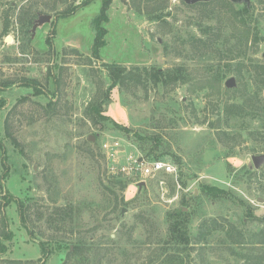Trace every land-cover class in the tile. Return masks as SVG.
I'll list each match as a JSON object with an SVG mask.
<instances>
[{
  "label": "rangeland",
  "instance_id": "rangeland-1",
  "mask_svg": "<svg viewBox=\"0 0 264 264\" xmlns=\"http://www.w3.org/2000/svg\"><path fill=\"white\" fill-rule=\"evenodd\" d=\"M83 1L0 0V241L5 246L0 264L9 259L23 264H174L170 254H157L164 248L167 212L186 202L193 210L190 234L197 233L204 219L233 223L248 234L258 230L262 223L244 217L240 204L231 198L212 199L200 191V184L230 190L256 216H264V164L246 172L251 156L264 153L259 147L262 135L256 133L261 122L227 126L215 121L231 94L192 88L206 68L236 70L242 62L244 77L227 72L221 88H227L224 82L233 76L236 88L246 84L245 92L253 95L256 87L245 68L252 61L264 63V5L251 0L259 38L251 32L246 39L232 36L235 31L223 0L192 5L181 0H112L103 23L106 42L97 59L91 55L92 21L103 0H90L74 13L58 16ZM5 10L13 14L4 34ZM25 11L37 15L28 41L17 20ZM41 14L51 17L33 28ZM104 62L162 69L183 64L193 76L166 90L152 83L111 90L104 113L142 136L154 137L151 140H139L110 125L101 128L87 116L108 86ZM261 94L264 98V91ZM228 98L225 102H242ZM219 130L231 134L219 139ZM88 136L94 137L92 145ZM113 138L128 153L167 161L176 172L147 177L138 190L133 177L112 173L106 164L100 146ZM154 142L155 153L146 155ZM228 150L234 155L224 157ZM122 183H127L124 189ZM19 201L31 206L25 219ZM66 204L71 209L55 217V208ZM3 230L11 237L5 239ZM79 240L84 248L77 253L74 245ZM198 247L180 250L183 264H229L219 247L206 246L215 251L202 254Z\"/></svg>",
  "mask_w": 264,
  "mask_h": 264
},
{
  "label": "trees",
  "instance_id": "trees-1",
  "mask_svg": "<svg viewBox=\"0 0 264 264\" xmlns=\"http://www.w3.org/2000/svg\"><path fill=\"white\" fill-rule=\"evenodd\" d=\"M90 0H85L79 4H75L72 7L66 8L58 13V16H68L74 13L78 7L85 4ZM112 0H103L101 9L98 15L93 18V27L95 29V36L93 40L92 53L91 55L94 58H99L98 50L101 46L105 44V34L107 32L106 28L103 26V23L107 22L108 17L106 11L111 4ZM209 2V1H208ZM225 2V7L228 10L226 17L229 20L230 25L233 27L235 33L232 35L237 36L239 34L243 35L244 38L250 36L251 32H254V37H258V19L254 8V4H245L243 3L240 7L235 8L236 3L231 2L230 0H223ZM206 3V2H198ZM255 4L264 5V0H255ZM264 7V6H263ZM261 7V8H263ZM225 9V10H226ZM13 12L11 10H5L3 12V22H2V33H7L10 23L11 16ZM25 16V17H24ZM36 13L28 11L22 16L20 14L17 16V20L20 22V30L22 38L29 40V29L33 24V20L36 17ZM151 18V17H149ZM153 18L158 19V16H153ZM152 19V18H151ZM207 29V28H205ZM54 29L51 32L50 36L47 37V43L51 44V37L54 35ZM25 36V37H24ZM259 38V37H258ZM201 42V40H199ZM206 42H202L205 44ZM77 51V50H76ZM241 66L239 65L236 70L233 68H214L210 66L206 68L204 75L199 79V81H193L192 91L202 88H207L211 92L220 95L222 93L231 94L228 95L230 98H239L242 102H230L228 103V97L222 102V112L217 116L216 120H222L225 124L231 125L235 124L237 121H259L261 122V141L259 142L264 152V98L262 97V92L264 91V63H259L256 61L249 62L245 70L247 71L249 77L251 78L256 89L253 92V95L247 94L245 92L247 86L244 84L243 89L239 88H221L222 79L225 77L227 72L234 71L242 79V62ZM245 63V62H244ZM106 68V77L108 80V86L104 95L99 100V102L93 103L87 111V116L91 119L92 124L99 125L102 128L103 126L110 125L116 129H120L123 132L129 135L130 133L135 138L146 141L151 140L154 137L151 136H142L140 133L133 131L130 127L116 121L111 116L104 113L103 104L109 100L111 90L117 87L127 86L130 83L136 85H145L147 83H152L153 86L161 87L163 89H168L179 83H188L193 79V76L187 71L186 67L183 64H178L170 68L156 67V66H145V65H131L126 66L125 64L120 63H109L104 62ZM245 67V66H244ZM244 77V76H243ZM5 86L9 85L4 83ZM236 93V95H232ZM238 96V97H236ZM228 98V100L230 99ZM225 102V103H224ZM214 122V121H213ZM246 126V125H245ZM236 128V127H235ZM251 135L255 133V130H250ZM230 132H223L219 130L218 137L222 139V135L228 136ZM89 137V136H88ZM255 137V136H252ZM224 139V138H223ZM89 140V138H88ZM92 145L91 140L88 141ZM156 142L151 145L146 153L152 154L155 153L154 149L156 148ZM141 154V153H140ZM234 155V152L228 150L224 157ZM159 155H155L154 158H158ZM177 163L180 162V159L177 158ZM253 170L248 166L246 169L247 173H251ZM181 181V180H180ZM184 185V182H183ZM127 186V183H122V189ZM144 187H142L143 189ZM264 189V188H263ZM145 190V189H144ZM200 191L211 197L212 199H232L234 202L240 204L244 209V217L247 219H252L254 221H259L261 226L258 230H255L252 234H248L247 230L235 226L233 223L221 224L217 219L209 221V219H204L198 226L197 233L195 235L190 234V222L193 215V210L189 207L187 202L184 200L185 205L178 208H174L167 212V230L166 237L163 239L162 246L164 247L157 254V257H160L161 254H170V259L174 264H183V257H179L180 250H186L187 248L196 249L195 245H199L197 248L203 252L206 251H215L214 247H219V250L222 253H226V259L229 264H264V216H256L251 210L248 203H245L243 199L239 198L230 190L218 187L209 183L200 184ZM7 198V196H4ZM122 203L125 205L127 202L121 199ZM8 203V202H7ZM19 207V213L22 219H25L27 211L30 209L29 203L24 204L22 201L16 202ZM185 207V209H184ZM66 208L71 209L70 204H66L65 208H55L54 213L56 216H62L66 214ZM66 211V212H65ZM70 214V213H69ZM28 216V214H27ZM260 217V218H259ZM225 220V219H224ZM244 224L245 220L242 219ZM229 223V220H226ZM2 234L5 236V239L11 237L10 231L3 230ZM83 240L77 241L74 245V251L79 252L80 248H84L81 244ZM214 245V247H208ZM70 246H67L69 249ZM5 246L0 241V252H4ZM42 254L47 253L44 247H41ZM8 264H23L22 260L9 259L6 260ZM27 263V261H26ZM185 264V263H184ZM207 264H218V262H209Z\"/></svg>",
  "mask_w": 264,
  "mask_h": 264
},
{
  "label": "built area",
  "instance_id": "built-area-1",
  "mask_svg": "<svg viewBox=\"0 0 264 264\" xmlns=\"http://www.w3.org/2000/svg\"><path fill=\"white\" fill-rule=\"evenodd\" d=\"M101 152L104 155L110 172L129 175L134 178V184L145 181L158 173H175L172 163L160 159H146L142 154L128 153L119 140L113 138L101 143Z\"/></svg>",
  "mask_w": 264,
  "mask_h": 264
},
{
  "label": "water",
  "instance_id": "water-1",
  "mask_svg": "<svg viewBox=\"0 0 264 264\" xmlns=\"http://www.w3.org/2000/svg\"><path fill=\"white\" fill-rule=\"evenodd\" d=\"M183 1L184 3L188 4V5H192V4H195V3H198V2H208V1H211V0H181ZM231 2L233 3H245L247 5L250 4L251 0H230ZM50 15L48 14H41L38 16L36 22L34 23L33 25V28L38 24V23H41V22H44V21H47L50 19ZM32 28V29H33ZM6 40H10V37H6L5 38ZM262 57L264 59V51L262 53ZM224 85L227 87V88H234L236 86V81H235V78L233 76L227 78L224 82ZM91 141H93L94 137L93 136H89L88 137ZM251 161H252V164L249 165L250 168H259L260 166H262L264 164V153H260V154H254L251 156ZM137 186H138V190H141L142 187L145 186V181H140L137 183Z\"/></svg>",
  "mask_w": 264,
  "mask_h": 264
},
{
  "label": "crops",
  "instance_id": "crops-1",
  "mask_svg": "<svg viewBox=\"0 0 264 264\" xmlns=\"http://www.w3.org/2000/svg\"><path fill=\"white\" fill-rule=\"evenodd\" d=\"M129 147V146H128ZM130 148V147H129ZM127 148H125V150H126Z\"/></svg>",
  "mask_w": 264,
  "mask_h": 264
}]
</instances>
